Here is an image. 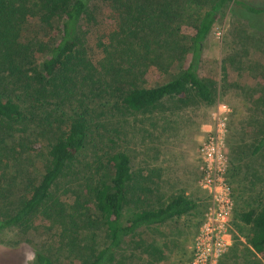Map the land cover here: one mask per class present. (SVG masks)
<instances>
[{"label": "trees", "instance_id": "trees-1", "mask_svg": "<svg viewBox=\"0 0 264 264\" xmlns=\"http://www.w3.org/2000/svg\"><path fill=\"white\" fill-rule=\"evenodd\" d=\"M102 1L112 26L102 28L98 46L104 58L95 63L87 43L89 26L96 20L94 0H0V178L11 167L29 174L22 162L41 150L31 146V138L46 139L51 132L54 137L44 174L23 176L24 195L15 202L2 200L0 230L29 229L42 220L61 230L60 239L80 264H118L131 242L152 253L153 245L135 241L142 230L198 208L184 192L160 196L149 175L133 170L125 151L107 152L95 169L83 166L79 158L96 136L90 101L108 97L140 115L165 111L168 104L210 105L214 82L201 77L198 67L221 10L233 5L238 19L264 33V6L242 0H210L211 7L195 21L192 37L184 36L182 27L195 0ZM33 23L39 27L36 34L31 32ZM74 102V114L65 120L58 118L67 113L54 117L56 109ZM257 128L256 154L264 150V122H257ZM129 208L132 213L126 217ZM240 219L251 228V250L264 261V204ZM34 258V264H54L40 251Z\"/></svg>", "mask_w": 264, "mask_h": 264}, {"label": "rangeland", "instance_id": "rangeland-1", "mask_svg": "<svg viewBox=\"0 0 264 264\" xmlns=\"http://www.w3.org/2000/svg\"><path fill=\"white\" fill-rule=\"evenodd\" d=\"M242 1L256 7L264 6V0ZM192 3L193 10L184 17L186 25L182 27V34L187 37L195 34L198 15L211 7L210 0ZM232 8L230 5L221 10L198 67L201 77L214 82L215 101L212 104L197 103L188 108L168 104L165 111L140 115L126 112L108 97L90 101L91 104L88 101L97 124L95 121V141L90 140L79 158L83 166L95 169L107 152L122 150L131 157L133 170L149 175L164 199L184 192L198 204L197 210L188 216L142 230L135 241L142 240L145 247L153 245L150 250L154 252L147 253L131 242L120 253L118 264L193 263L195 244L210 202L208 194L200 187L203 176L200 147L215 131L221 116L227 118L223 151L234 206L229 226L231 246L214 264H264L248 244L251 228L240 219L242 213L259 209L264 204V150L255 153L259 139L257 122H264V33L238 19ZM92 10L96 20L89 26L87 43L89 55L97 63L104 58L98 46L103 39L100 38L104 32L102 28L112 25H108L110 13L102 0H94ZM31 32H39L37 23L32 24ZM17 95L24 100L22 93ZM75 102L54 108L57 111L54 117L67 113L58 120L67 119L78 109ZM254 118L258 121L254 122ZM53 124L55 126L56 122ZM32 128L41 131L37 124ZM52 134L45 140L37 136L31 138V146L39 145L41 150L22 162L29 174L20 175L11 167L6 177L0 178V215L5 213L2 200L18 201L26 191L27 177L37 178L44 174V159L48 144L54 139ZM131 213L129 208L126 217ZM60 233V229L39 219L29 229L14 226L0 230V264H34L36 251L49 255L54 264H80L78 255L60 239Z\"/></svg>", "mask_w": 264, "mask_h": 264}, {"label": "built area", "instance_id": "built-area-1", "mask_svg": "<svg viewBox=\"0 0 264 264\" xmlns=\"http://www.w3.org/2000/svg\"><path fill=\"white\" fill-rule=\"evenodd\" d=\"M226 125L227 118L219 117L215 131L200 147L203 171L200 187L208 194L210 202L197 237L192 264H214L231 246L229 226L234 200L223 151Z\"/></svg>", "mask_w": 264, "mask_h": 264}]
</instances>
